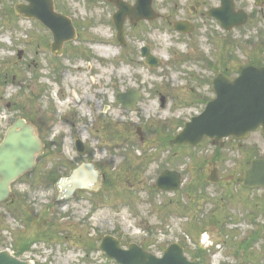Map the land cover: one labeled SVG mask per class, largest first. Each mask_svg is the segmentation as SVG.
Returning a JSON list of instances; mask_svg holds the SVG:
<instances>
[{"label":"rangeland","instance_id":"rangeland-1","mask_svg":"<svg viewBox=\"0 0 264 264\" xmlns=\"http://www.w3.org/2000/svg\"><path fill=\"white\" fill-rule=\"evenodd\" d=\"M53 1L55 10L70 18L78 33L57 57L50 54V34L38 22L14 15L16 6L27 4L0 0V141L13 118L23 117L37 127L44 146L34 169L11 185L13 204L0 203V251L14 252L16 244L22 245L25 250L16 255L32 264H115L97 248L104 236H112L124 247L136 243L155 255L169 244L182 242L190 258L200 246L210 250L206 264L237 263L239 254L234 251L238 250L233 249L257 229L246 226L242 212L231 214L223 243L207 249L206 236L198 234L206 224L195 232L189 226L195 213L187 217L180 209L166 206L180 197L154 191L160 163L146 157L152 136L143 131L150 125L186 120L202 110L188 89L196 87L195 76L210 80L228 68L233 77L251 63H264V0L259 7L255 0H234L235 10L246 12L248 20L230 32L202 16L210 7H218L217 1L154 0V21L125 23L124 49L116 42L113 6L87 0ZM178 20L195 23L191 37L174 32L172 22ZM143 46H150L161 60L159 68L144 64ZM19 51H23L20 60ZM199 55L210 60L212 70ZM188 56L200 62L182 63ZM208 88H201L205 99L212 97ZM128 89L141 95L135 113L115 104L117 92ZM115 135L122 137L114 141ZM76 139L85 145V156L77 154ZM259 143L264 154V142ZM240 157L243 154H231L237 164L243 163ZM81 163L95 166L99 185L66 198L60 182ZM260 230L264 234V227ZM253 257L264 264V239L254 247Z\"/></svg>","mask_w":264,"mask_h":264},{"label":"water","instance_id":"water-1","mask_svg":"<svg viewBox=\"0 0 264 264\" xmlns=\"http://www.w3.org/2000/svg\"><path fill=\"white\" fill-rule=\"evenodd\" d=\"M28 6H16L15 13L23 17L34 18L47 27L53 34L54 44L52 51L61 53L63 43L74 39L75 31L71 22L53 11L51 0H25ZM113 3L118 8L114 16L117 30V39L124 44L123 23L128 17L131 23L142 19L152 20L155 15L151 11L152 0H137L135 7L131 8L120 0H104ZM222 7L210 12L218 19L225 30L240 26L246 22L243 12L234 14L231 0H221ZM180 24H175L179 29ZM145 62L151 67L159 64L149 53L147 47L141 50ZM215 99L207 104L203 113L185 124L183 131L172 141L173 145L189 144L196 146L204 136L221 139L233 136L236 139L246 138L250 132L262 129L264 135V68L249 66L243 69L234 80H229L223 75H218L213 81ZM137 95L117 96V103L123 108L133 109ZM76 148L80 155L84 153L81 142L76 141ZM42 150V145L35 135L33 127L26 125L23 120H18L10 127L0 143V202L8 198L10 184L32 169L36 155ZM87 175V179L77 183V179ZM164 175V176H163ZM157 180V188L162 190H176L178 183L168 186L165 174ZM69 182L72 187L67 194L76 189H89L88 184L94 183L97 187L98 173L92 165L82 164L70 175ZM239 183L248 187H261L264 189V160H254L249 163V168L243 171ZM98 249L117 264H202L200 260L189 261L183 249L177 244L167 247L161 257L146 252L135 244L126 249L121 243L110 236L104 237ZM0 264H31L22 261L8 251L0 252Z\"/></svg>","mask_w":264,"mask_h":264},{"label":"flooded vegetation","instance_id":"flooded-vegetation-1","mask_svg":"<svg viewBox=\"0 0 264 264\" xmlns=\"http://www.w3.org/2000/svg\"><path fill=\"white\" fill-rule=\"evenodd\" d=\"M164 102L163 99V104ZM13 106L15 107V104ZM261 139L259 132L250 134L246 140H235L229 137L216 144L214 140L205 139L197 148L189 149L188 146L171 148L170 138L166 137V140L156 139L155 143L149 146L146 157L149 161L158 160L160 163L157 166L155 179L164 171L176 172L182 179L179 190L174 194H168H176L180 198L175 202L169 200L166 206L180 209L187 217L190 212L195 213L192 214V223L189 226H193L196 232L200 225L206 224L207 229L201 227L199 232L208 233L212 244H220L224 241L225 227L233 220L231 214L242 212L246 217V225L251 229L258 231L264 227L263 190L250 189L238 183V178L247 167L249 160L264 158L259 157L263 150L259 143ZM141 142H143L142 138ZM193 151L196 152V157L189 159V167L185 163L186 155ZM233 153L243 154L240 160L244 162L235 163V160L230 158ZM129 172L130 176L138 180L137 176ZM188 176L190 180L184 185L183 180ZM258 232L261 233V230ZM196 244L198 245V242ZM245 244L248 246V240ZM203 251V248L197 246L195 258H200L205 263L209 255ZM246 257L249 259V254L243 250L235 264H246Z\"/></svg>","mask_w":264,"mask_h":264},{"label":"bare ground","instance_id":"bare-ground-1","mask_svg":"<svg viewBox=\"0 0 264 264\" xmlns=\"http://www.w3.org/2000/svg\"><path fill=\"white\" fill-rule=\"evenodd\" d=\"M87 111H84V114H86ZM88 177L87 175H83L81 178H78L76 181L77 183H80L84 180H86ZM72 187V183L68 181V179H64L62 180V183H61V193L62 194H67V192L69 191V189Z\"/></svg>","mask_w":264,"mask_h":264},{"label":"trees","instance_id":"trees-1","mask_svg":"<svg viewBox=\"0 0 264 264\" xmlns=\"http://www.w3.org/2000/svg\"><path fill=\"white\" fill-rule=\"evenodd\" d=\"M49 176V175H48ZM25 250V249H24ZM23 246L22 245H15L14 246V252H15V254H17V255H20L23 251Z\"/></svg>","mask_w":264,"mask_h":264}]
</instances>
